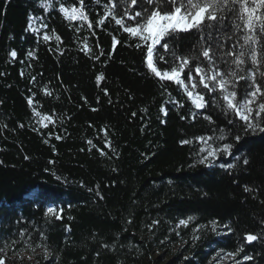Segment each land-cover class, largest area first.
Returning <instances> with one entry per match:
<instances>
[{
	"label": "trees",
	"instance_id": "16d2710c",
	"mask_svg": "<svg viewBox=\"0 0 264 264\" xmlns=\"http://www.w3.org/2000/svg\"><path fill=\"white\" fill-rule=\"evenodd\" d=\"M61 8L88 19L70 20ZM126 8L134 14L154 5L0 0V256L27 253L33 264H211L224 254L229 264H264V132H245L219 89L197 87L206 102L197 109L183 88L152 74L139 39L105 16L111 10L134 25ZM224 17L169 40L156 66L170 71L175 57L198 56L194 73L197 64L207 67L199 53L210 46L217 70H233L226 53L246 51V30L236 28L237 14ZM255 47L264 86V42ZM246 60L241 75L252 70ZM250 84L239 81L238 98ZM207 149L216 152L211 166L199 163ZM49 207L59 219L46 215ZM249 234L257 239L248 242Z\"/></svg>",
	"mask_w": 264,
	"mask_h": 264
},
{
	"label": "snow or ice",
	"instance_id": "6c2138e0",
	"mask_svg": "<svg viewBox=\"0 0 264 264\" xmlns=\"http://www.w3.org/2000/svg\"><path fill=\"white\" fill-rule=\"evenodd\" d=\"M137 2L138 0H128V5L129 7H134ZM146 2L154 5V8L137 11L134 14L129 13L127 8L125 9V16L129 20L135 21L134 25H126L123 17L117 18L111 10L106 12L105 16L112 15L115 23L120 25L124 32L133 38L139 39L140 43H137L136 47L146 49L145 62L148 70L160 80L173 81L178 87L183 88L185 94L197 109L206 106L204 94L195 91L197 87L202 86L213 93L219 89L223 108L226 111H231L240 121L244 122L245 132H255L257 129L260 132H264V127L261 126L262 121H264V115H262L264 114V102L257 103V97L264 100V86L256 79V71L261 66V58H258L257 48L255 47V45L264 42V35L258 36L257 32V25H259V33H264V0H251V2L249 0H167L172 6L167 11L161 7L158 0H146ZM237 4H239L238 13ZM253 4L255 6H252ZM44 7L47 8V5H44ZM258 10H260L259 14ZM61 11L70 20H76L78 17L85 21L88 19L83 11L76 8H72L70 13L65 8H61ZM225 11L230 14H237L240 23L236 25V28L246 30L242 37L243 43L240 45L241 49H246V51L226 53L227 56L232 57L233 70L228 72L217 70L210 46L203 47V50L199 53L208 61L207 67H201L200 64H197L194 73L191 65L194 60L199 58L198 56L175 57L179 64L172 67L170 71H161L156 66L157 59H164L163 56L158 54L159 48H163L165 51L171 49V45L168 43L169 40L175 39L179 33L191 32L194 29L202 33L206 22H211L212 26H214L215 22L225 18ZM102 22L101 20L100 23ZM89 27H92L90 23ZM44 39L47 40L49 37L45 36ZM201 39L204 40L205 37L201 36ZM116 44L117 41L113 38V48H115ZM11 55L15 57L16 53L12 52ZM246 56H250L252 70L248 71L247 75H241V71H244L242 66L247 62ZM196 76L199 77L198 82L195 79ZM260 76L264 78V71L260 72ZM101 78L100 75L96 77L97 81L101 80ZM241 80L246 83L250 80L251 84L246 89L244 97L238 98L236 86ZM253 105H256L255 109ZM160 111L164 112L165 110L161 107ZM205 119H210V117L206 116ZM221 131L223 133V130ZM223 138V135H221L220 139ZM199 139L203 140L204 138L201 137ZM240 139L241 137L238 135L236 140L239 141ZM181 143H190V141H181ZM231 148L232 145L225 144L223 151L228 152ZM201 151H204V149H201ZM215 155L216 152L210 150L207 152V156L199 160V163L211 166V158H215ZM244 162L245 164L248 163L247 160ZM229 167L232 166L229 165ZM245 190L247 191L248 189L246 188ZM48 214H53L57 219L60 218L54 207L47 209L46 215ZM186 223L187 221L185 220L180 221V224ZM245 239L248 242H252L257 239V236L249 234ZM245 259H250V257L246 256ZM0 264H5V262L0 259Z\"/></svg>",
	"mask_w": 264,
	"mask_h": 264
},
{
	"label": "rangeland",
	"instance_id": "374dc122",
	"mask_svg": "<svg viewBox=\"0 0 264 264\" xmlns=\"http://www.w3.org/2000/svg\"><path fill=\"white\" fill-rule=\"evenodd\" d=\"M210 151L209 149L206 150ZM5 264H33V257L27 253H22L17 256H0ZM231 261V256L218 254L214 256L211 260V264H229Z\"/></svg>",
	"mask_w": 264,
	"mask_h": 264
}]
</instances>
